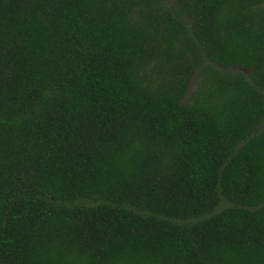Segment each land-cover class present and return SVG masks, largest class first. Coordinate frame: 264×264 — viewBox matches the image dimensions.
I'll list each match as a JSON object with an SVG mask.
<instances>
[{
    "label": "trees",
    "instance_id": "trees-1",
    "mask_svg": "<svg viewBox=\"0 0 264 264\" xmlns=\"http://www.w3.org/2000/svg\"><path fill=\"white\" fill-rule=\"evenodd\" d=\"M0 264H264V0H0Z\"/></svg>",
    "mask_w": 264,
    "mask_h": 264
},
{
    "label": "rangeland",
    "instance_id": "rangeland-1",
    "mask_svg": "<svg viewBox=\"0 0 264 264\" xmlns=\"http://www.w3.org/2000/svg\"><path fill=\"white\" fill-rule=\"evenodd\" d=\"M164 1H166V2H168V3H170L172 0H164ZM234 68H236V70H237V68L238 69H240V70H245V68H243V67H237V66H234ZM197 79V77H196V74L193 76V79H192V81H191V83H190V86H189V88H188V91H191L193 88H194V83H195V80Z\"/></svg>",
    "mask_w": 264,
    "mask_h": 264
}]
</instances>
